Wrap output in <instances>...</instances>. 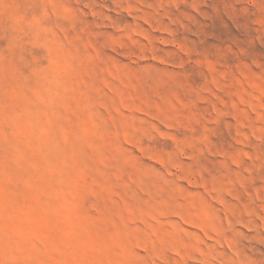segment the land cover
<instances>
[{"label":"rangeland","instance_id":"1","mask_svg":"<svg viewBox=\"0 0 264 264\" xmlns=\"http://www.w3.org/2000/svg\"><path fill=\"white\" fill-rule=\"evenodd\" d=\"M0 264H264V0H0Z\"/></svg>","mask_w":264,"mask_h":264}]
</instances>
